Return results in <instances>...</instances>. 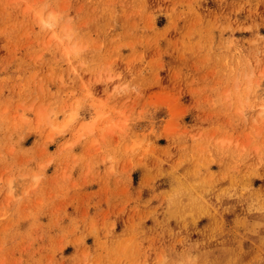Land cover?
<instances>
[{"label":"rangeland","instance_id":"1","mask_svg":"<svg viewBox=\"0 0 264 264\" xmlns=\"http://www.w3.org/2000/svg\"><path fill=\"white\" fill-rule=\"evenodd\" d=\"M0 264H264V0H0Z\"/></svg>","mask_w":264,"mask_h":264},{"label":"bare ground","instance_id":"2","mask_svg":"<svg viewBox=\"0 0 264 264\" xmlns=\"http://www.w3.org/2000/svg\"><path fill=\"white\" fill-rule=\"evenodd\" d=\"M54 20H55V19H54L53 16L51 15L50 18L46 21V23H48V24H52V25H53V24L55 23ZM71 49H72V50H75V49H76V46H73ZM262 112H263V111H262ZM74 120H75V117L72 116L71 120H70L67 124H65L62 128H60L59 131H65V130H67V128L69 127V125H71V123H72ZM10 184H11V181H10ZM10 188H11V191H12V189H13L12 185L10 186Z\"/></svg>","mask_w":264,"mask_h":264}]
</instances>
